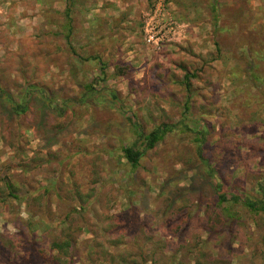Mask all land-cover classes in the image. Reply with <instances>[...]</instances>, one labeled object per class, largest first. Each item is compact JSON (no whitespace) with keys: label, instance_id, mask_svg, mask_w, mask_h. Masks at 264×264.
Returning a JSON list of instances; mask_svg holds the SVG:
<instances>
[{"label":"rangeland","instance_id":"rangeland-1","mask_svg":"<svg viewBox=\"0 0 264 264\" xmlns=\"http://www.w3.org/2000/svg\"><path fill=\"white\" fill-rule=\"evenodd\" d=\"M185 2L0 0V264H264V0Z\"/></svg>","mask_w":264,"mask_h":264},{"label":"trees","instance_id":"trees-1","mask_svg":"<svg viewBox=\"0 0 264 264\" xmlns=\"http://www.w3.org/2000/svg\"><path fill=\"white\" fill-rule=\"evenodd\" d=\"M215 19L217 18L214 17L213 21ZM20 110L22 112L24 111V109H20ZM170 129H171L170 125H161L157 127L154 131L141 137L143 138V149L142 150H135L133 146L123 148L122 153L127 163L132 168H136L139 165V160L143 156V154L148 150H152L158 142L162 141L164 136L170 131ZM199 154L202 159L201 150L199 151ZM201 161L202 163L205 164V166H208V167L211 166L208 160L202 159ZM260 191H261V198L257 200H252L250 198L242 199L241 197L237 195H232V194L228 198V195L226 193L221 192V185L217 184L215 187V197L217 198L218 205L226 204V207L224 209L225 218L227 220H232L235 214L233 210H231V207H233L234 204H240L242 207H244L251 213H256V214L264 213V182H263V186L262 184L260 185ZM220 222H223L221 217H220ZM216 223H219V219H216V221H210L209 227L214 230V225Z\"/></svg>","mask_w":264,"mask_h":264},{"label":"crops","instance_id":"crops-1","mask_svg":"<svg viewBox=\"0 0 264 264\" xmlns=\"http://www.w3.org/2000/svg\"><path fill=\"white\" fill-rule=\"evenodd\" d=\"M171 1H172V0H171ZM185 1H186L185 3L189 2V3L191 4V3L195 2L196 0H185ZM249 1H251V0H249ZM174 4H175V3H174ZM177 5H178V4H177ZM177 5L175 4V6H177ZM187 5H188V4H187ZM178 6H179V5H178ZM178 6H177V7H178ZM179 7H180V6H179ZM186 9H190L189 6H187ZM213 11H214V13L211 15L212 19H213L214 17H216V18L219 20L220 17H221L220 12L217 13L216 9H213ZM216 13H217V14H216ZM239 17H240V16H237V18H239ZM237 18H236V19H237ZM217 19H215L214 21H216ZM234 24H235V23H234ZM223 28H224V30L226 31V27L223 26ZM218 30H219V29H218ZM224 30H223V31H224ZM219 31H220V30H219Z\"/></svg>","mask_w":264,"mask_h":264}]
</instances>
